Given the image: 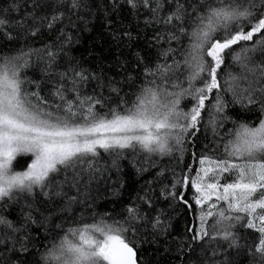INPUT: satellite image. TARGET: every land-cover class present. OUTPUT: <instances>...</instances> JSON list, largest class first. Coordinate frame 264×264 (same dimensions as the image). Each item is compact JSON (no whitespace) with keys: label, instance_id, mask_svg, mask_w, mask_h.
<instances>
[{"label":"snow or ice","instance_id":"1","mask_svg":"<svg viewBox=\"0 0 264 264\" xmlns=\"http://www.w3.org/2000/svg\"><path fill=\"white\" fill-rule=\"evenodd\" d=\"M0 264H264V0H0Z\"/></svg>","mask_w":264,"mask_h":264},{"label":"trees","instance_id":"2","mask_svg":"<svg viewBox=\"0 0 264 264\" xmlns=\"http://www.w3.org/2000/svg\"><path fill=\"white\" fill-rule=\"evenodd\" d=\"M94 35H95V33H93V34H85L84 39H83V46H82L81 50H83V48H86L88 46L89 40L92 39ZM103 43H105V42L102 41V44ZM97 48L100 49L101 45H97Z\"/></svg>","mask_w":264,"mask_h":264}]
</instances>
